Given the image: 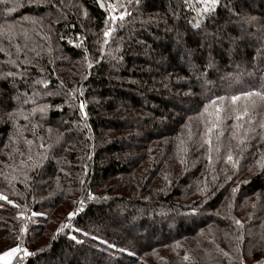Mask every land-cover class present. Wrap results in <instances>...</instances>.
Wrapping results in <instances>:
<instances>
[{
	"label": "trees",
	"instance_id": "16d2710c",
	"mask_svg": "<svg viewBox=\"0 0 264 264\" xmlns=\"http://www.w3.org/2000/svg\"><path fill=\"white\" fill-rule=\"evenodd\" d=\"M78 4L87 16L69 0L0 4V193L13 201L0 199V252L19 244L35 253L19 264H56L44 258L58 254L61 264L67 252L66 264H264V168L257 163L264 155V100L241 96L264 92V0H220L215 11L199 17L185 0H140L115 24L105 23L109 13L98 0ZM14 5L16 11L6 13ZM24 17L39 19L46 29ZM8 25L15 30L11 38ZM106 27L115 31L103 45ZM19 29H30L31 40ZM47 41L56 52L38 48ZM40 70L42 78L29 77ZM10 71L17 75L6 76ZM41 91L54 93L45 111L49 122L41 125L38 113L16 122L19 98L29 102L34 94L41 98ZM232 96L241 98L233 102ZM216 97L225 99L212 105ZM245 107L248 115L237 121ZM163 119L166 128L157 124ZM210 122L217 127L209 153ZM237 123L242 127L235 128ZM22 129L33 147L53 137L57 148L39 162L27 152L21 158L32 160L25 172H15L21 151L16 140L24 146L25 135L14 133ZM230 149L235 167L225 159ZM57 155L61 167H68L64 155L74 157V165L80 162L77 174L59 169ZM7 167L12 169L4 172ZM81 185L95 199L72 218L80 231L53 235L52 224ZM15 203L20 211L41 210L45 216H34L41 221L28 225L29 215L19 216ZM117 208L123 214L109 217ZM25 226L31 245L19 238Z\"/></svg>",
	"mask_w": 264,
	"mask_h": 264
},
{
	"label": "rangeland",
	"instance_id": "374dc122",
	"mask_svg": "<svg viewBox=\"0 0 264 264\" xmlns=\"http://www.w3.org/2000/svg\"><path fill=\"white\" fill-rule=\"evenodd\" d=\"M80 0H69V2L70 3H73V2H76L77 3V5H79L78 4V2H79ZM116 2V0L115 1H113V2H111V3H115ZM131 6H133V4H131ZM79 7L80 8H78L79 9V12H82L81 13V15L82 16H85V12L88 14V9L86 8V7H82V6H80L79 5ZM120 11H122V9H119V8H117L116 10H115V12L113 13L114 15H118L119 14V12ZM31 19H33V18H31L30 17V19L29 20H26L28 23H30V24H32V25H34L35 27H38L41 31H43V29L45 30L46 28L43 26L42 28L40 27V25H39V19H37V23H35V24H33L32 22H31ZM244 24H246L247 25V22H245ZM7 28V27H6ZM20 30V32H22V33H24V31L22 30V29H19ZM29 30L30 29H27V37H28V39L29 40H31V37H29ZM6 32V31H5ZM13 32H15V30H14V27H13ZM6 34H7V32H6ZM5 35V34H4ZM253 38H254V35L253 36H251L250 37V40H253ZM48 43L46 44V42H45V44L44 45H37L38 46V48H43L46 52H50L51 50L54 52H56V48L55 47H57V46H55V43L54 42H51V41H47ZM78 43H81V42H78ZM249 44V43H248ZM36 46V47H37ZM35 47V48H36ZM35 48H32L30 51H33L34 52V54H37L36 52H35ZM15 49H17V46L15 47ZM19 55H20V58L22 59L23 58V56L21 55L22 54V51H21V47L19 46ZM22 49H24L23 47H22ZM18 64L20 63L19 62V60L18 61H16ZM21 71H22V73H26V71H25V68H23V69H21ZM42 73H43V71L42 70H40V72L39 73H37L36 75H35V73L34 74H32V73H30V75H29V77L31 76V78H32V76H34V78L35 77H40V78H42ZM25 78H26V75H25ZM22 78L20 77L19 78V81H22L21 80ZM40 81H42V80H40ZM39 83V82H38ZM41 83V82H40ZM14 87L15 86H17L18 84H16V82H14ZM42 93H43V95H42V97L40 98L38 95H32V98H31V100L28 102V103H24V100L25 99H23L22 97H20L19 98V100L20 101H22V102H17V106H16V108L13 110V111H16V112H19L18 114H19V116L17 117V119H16V122H19V123H22V122H24V116L25 115H27L28 117H29V115H30V117L31 116H34L36 113H38V115H39V118H40V124L41 125H43V124H45V123H48L49 122V119H48V114H47V112H44L43 114H41L39 111H37V112H35V113H33L31 110L33 109V108H38L39 106H44V105H46L47 106V109L48 108H50V107H52V105L50 104V102H51V100L53 99V96H54V93H52L51 95L50 94H48V93H44L43 91H41ZM60 92H58V94H59ZM20 95V92L18 93V96ZM33 101H35V103H33ZM3 102L2 101H0V105L2 104ZM85 105V104H84ZM19 110V111H18ZM21 114V115H20ZM133 122L134 123H140V120H139V122H137L135 119L133 120ZM51 124L53 125V122H51ZM153 124V123H152ZM151 124V125H152ZM157 124L159 125V126H161V127H163V128H166L167 127V125H168V122H166L165 121V119H163L161 122H158L157 121ZM55 125V124H54ZM18 134H24L25 135V138L23 139V140H25V141H27V140H29L28 138H29V135L28 134H26V132H24V130L22 129L21 131H19V132H15L14 133V136H17ZM17 141V146H16V148L15 149H17V148H21V151H20V157H19V159H18V161H14V165L13 166H16L15 167V172H25V170H26V167H27V165H28V163H29V161L30 160H26V159H22L21 158V156H25L26 157V154H27V152H29L30 153V155H32V156H36V161L37 162H39L40 161V158L42 157V155L45 153V157L49 154V152H52L53 151V149L54 148H57L56 147V144H54V138L52 137V138H50L47 142H44L43 143V147H33L34 146V144H32V146H31V149L30 150H26L27 148H28V144L26 143V142H24V146L23 145H21V141L19 142V140H16ZM49 143H52V144H49ZM60 150V149H59ZM55 153H56V151H55ZM54 153V154H55ZM21 154H23V155H21ZM53 154V155H54ZM60 154V153H59ZM50 155V154H49ZM56 156V155H55ZM58 156H61V155H57V157ZM63 160H64V164L65 165H67L68 167H66V166H60V160H59V157H58V161H59V169H61L62 171H64V172H69V174H70V172L72 173V172H76V174H77V172H78V167H79V165H80V162H78V164L77 165H74V162H75V160H73V158H72V160L70 161V157L68 156V155H64L63 156ZM77 158V160H79L80 159V157L79 156H77V157H75V159ZM69 160V161H68ZM82 159H80V161H81ZM21 161H23V163H21ZM69 165H71L72 167H73V169L71 170L70 168H69ZM74 166H77V168H74ZM11 169H12V167H10ZM10 168H6V169H4V172L6 171V170H8V169H10ZM11 172H13V171H11ZM69 183H71V181H69ZM66 186H68V185H66ZM82 186V185H81ZM67 190H68V192H69V188H67ZM88 193H91L92 195H93V193L91 192V189L90 188H88V189H83V186H82V188H80V189H78L77 191H71V193H70V200L72 201V205L69 207V208H67L64 212H63V214L59 217V220H57L56 222H54L53 224H52V226H51V229H52V232H53V235L55 234V235H57V234H59V233H57V229L58 228H60L61 227V224H64V223H69V221H68V219H67V216H68V213L69 212H73L76 208H81V209H83L84 208V205H85V202L87 201V200H89L88 199ZM0 195H3V196H7V198H8V200H11L10 199V197L7 195V194H1L0 193ZM81 200H84V203L81 205L79 202L81 201ZM6 201V200H5ZM12 201V200H11ZM9 204V203H8ZM10 205V204H9ZM11 207L12 208H14L12 205H11ZM15 207H16V209H15V211L19 214V216H21L20 215V213L21 212H23L24 213V215L23 216H21L22 218L25 216V215H29V217H27V219H28V225L29 224H31V222H40L41 220L40 219H35L34 218V216H36V217H43V215L45 216V213L43 212V211H41V210H39V211H29V212H27V211H20V209H19V207H18V205H17V203H15ZM121 209L122 208H117L116 209V211H113V212H111L109 215V217H120L123 213H121ZM16 215V214H15ZM141 215H142V212H141ZM137 218H138V216H136ZM14 218V216L11 218V220ZM74 218V217H73ZM73 220L74 219H72L71 221H70V223L72 224V226H73ZM107 220H108V224L109 223H111V220L109 219V218H107ZM115 222H117L116 220H114ZM135 222L137 223V220L136 221H134V224H135ZM129 225L130 226H132L133 224H128L127 225V227H129ZM135 226V225H134ZM27 228H28V226H25V229L27 230ZM76 228L73 226L72 228H65L64 230H63V232L64 233H66V231L67 230H70V231H74ZM69 235H70V237L71 236H73L72 235V232H71V234H70V232L68 233ZM134 234L136 235L137 234V232L136 231H134ZM25 234L24 233H22L21 232V234H20V236H19V238L23 241V242H25V243H27L28 245H31V242H32V238L33 237H26L25 238ZM94 238V237H93ZM10 243V242H9ZM1 244V243H0ZM3 245L4 244H8V243H2ZM27 244H24V245H27ZM28 245H27V247H28ZM92 245V244H91ZM92 247L95 249V250H98V249H100V250H104L101 246H98V245H92ZM12 248V247H11ZM23 248V247H22ZM1 249V248H0ZM8 249H10V248H8ZM28 249V251H29V248H27ZM7 250V249H6ZM5 250V251H6ZM106 252H107V250H105ZM119 251L120 252H125L123 249H119ZM2 252H4V251H1L0 253H2ZM30 252V251H29ZM21 255L23 256V253H21ZM88 255V254H87ZM59 256V254L58 255H56V257L55 258H44L45 259V261L46 262H48V263H52V262H54V263H56V264H60L59 262H58V259H57V257ZM63 256H64V258H62L61 260H62V262L63 263H61V264H66L67 262H68V259H69V257L71 256H69V253L67 252V253H63ZM89 256H91V255H89ZM29 256H27V257H24L23 258V261H25L27 258H28ZM86 258H88V257H85V256H83V258L82 259H84V260H86ZM121 258V257H120ZM14 259V258H13ZM125 259V258H124ZM127 259V258H126ZM51 260H53V261H51ZM243 261V260H242ZM245 263V262H244ZM0 264H3V261L2 260H0ZM247 264H255L254 263V261H249V263H247Z\"/></svg>",
	"mask_w": 264,
	"mask_h": 264
},
{
	"label": "snow or ice",
	"instance_id": "6c2138e0",
	"mask_svg": "<svg viewBox=\"0 0 264 264\" xmlns=\"http://www.w3.org/2000/svg\"><path fill=\"white\" fill-rule=\"evenodd\" d=\"M30 2H34V3H41V2H48L50 3L51 0H30ZM140 0H116L115 3H108L107 5L104 3V0H98V3H99V6L101 8H105L108 13H109V20H106L105 23L108 24L109 22L115 24V22L117 20H119L120 22H123L125 17L127 15H130V13L127 11V6L133 4V3H139ZM7 3V0H0V4H6ZM185 3L187 4V6L192 9L193 11H195L197 13V16H206L210 13H212L213 11H215L220 3V0H185ZM200 4L201 7H195V4ZM19 6H22V5H19ZM117 8H122L124 9V11H120L118 15H114L113 13L115 12V10ZM6 13H11V12H14L16 11V6L14 5L13 7H7L6 8ZM85 16H87V13L85 12ZM23 19L25 20H29L30 18L29 17H24ZM31 22L33 24L37 23V20L36 19H31ZM195 27H199L200 24L199 22H197L195 25ZM13 25H8L7 28L5 29V31L7 32L9 38H11L13 35H14V32H13ZM115 31V28L114 27H106L103 31V37L105 38L103 40V45H106L108 44V37H110V35ZM24 35H25V38H27V31L24 30ZM99 42V41H98ZM78 46H82V45H78ZM17 50L19 51V45H17ZM101 52L103 53L104 51V48L103 46H101ZM0 51H4L3 48H0ZM87 51V50H85ZM88 57L87 55L85 56V60L87 61ZM9 63H13L15 64L16 61L15 60H12V61H9ZM19 66V65H17ZM88 67H92V64L89 63L88 64ZM6 76L8 77H12V76H15L17 75L16 73H13V72H8L5 74ZM241 96L245 97V98H248V97H253V96H256V97H260L261 100H264V92H261V91H249V92H244V93H241ZM241 96H232L231 97V100L233 102L239 100L241 98ZM225 98L224 97H216L214 100L211 101L212 105H216V102L217 100L219 101H223ZM24 103H28V100L25 99L24 100ZM33 103H35V101H33ZM80 109H81V112H82V115L84 116V118L86 119L87 118V113H85L83 111L85 105L83 102L80 103L79 105ZM47 109V106L44 105V106H39L38 108H33L31 111L33 113L39 111L41 114H43ZM233 111H236L235 109H232ZM19 111V110H18ZM221 111V109L219 107H216L215 109V112H216V119L218 120L219 119V112ZM204 112H208V105H205L204 107ZM204 113L202 112L201 115H203ZM209 116H212V113H208ZM248 115V108L245 107L243 109V111H240V112H237L236 114V120L237 121H240L241 118L243 116H246ZM8 117L9 119H13L14 118V114L13 113H8ZM25 120L28 119V116L25 115L23 117ZM211 123V126H208L206 124V132L208 134V138L205 140V143H207L209 145V153L213 150L212 147H211V133L213 131L214 128L217 127V124L215 122H210ZM87 127V125H85ZM235 128H240L242 127V125H240L239 123H237L236 125H234ZM261 128H264V123H262L260 125ZM191 138V136L189 137ZM28 145H31L33 143V141L31 140H27L25 141ZM244 142V138L243 137H240V143H243ZM180 145H183L184 144V141L183 140H180L179 141ZM41 147H43L44 145L41 144L40 145ZM239 147V145H238ZM183 151H187L186 148L183 149ZM217 151H219V149H217ZM23 155V154H21ZM29 160H32V157L29 156L28 157ZM226 161L229 162V163H232L233 166L235 167L236 164L238 163V161L234 160L233 159V155H232V151L231 149L229 150L227 156L225 157ZM209 161L211 162V157L209 156ZM181 162L183 163L184 161L181 160ZM21 163H23V161H21ZM257 163L262 167L264 168V155H262L261 159L257 161ZM25 175H27V173H25ZM7 179V177H5ZM15 177H13L14 179ZM165 179H167V177H165ZM81 183H83V181H81ZM203 191V190H202ZM235 191V189L233 190ZM0 199H3V200H6L9 204H13V201L11 200H8L7 196H3V195H0ZM88 199H95V197L91 194V193H88ZM105 199H107V197H105ZM81 205L84 203V200H81L79 202ZM82 209L81 208H76L73 212H69L68 213V216H67V219L69 221V223H64V224H61V227L57 229V233H60L62 232L65 228H72V224L70 223V221L72 220L73 217H75ZM196 210L193 209V212H195ZM21 216L24 215L23 212L20 213ZM235 223L237 225H241V222L239 220H235ZM20 231L23 233L26 231V229L24 227H22L20 229ZM75 231H80V229H75ZM71 239L75 240L76 237L75 236H71ZM238 239H240L238 237ZM106 243V242H105ZM114 247V245H113ZM223 252V250H221ZM19 253H23V256H18L17 254ZM35 255V253H31L28 251L27 248H21L20 245H16L15 247H12L10 249H7L6 251L0 253V260L3 261V264H13V258H16L17 259V264H19L20 261L23 260L24 257H27V256H33ZM223 255L224 256H228L229 254L227 252H223ZM184 259H188V256H185ZM241 264H243V261H241Z\"/></svg>",
	"mask_w": 264,
	"mask_h": 264
},
{
	"label": "built area",
	"instance_id": "2783aa9c",
	"mask_svg": "<svg viewBox=\"0 0 264 264\" xmlns=\"http://www.w3.org/2000/svg\"><path fill=\"white\" fill-rule=\"evenodd\" d=\"M80 212H81V211H80ZM80 212H79V213H80ZM24 248H25V247H24Z\"/></svg>",
	"mask_w": 264,
	"mask_h": 264
}]
</instances>
